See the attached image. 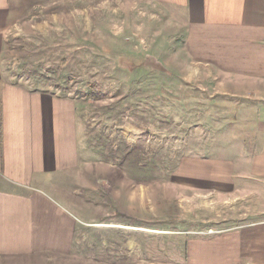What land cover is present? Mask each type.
Wrapping results in <instances>:
<instances>
[{
	"label": "rangeland",
	"instance_id": "obj_1",
	"mask_svg": "<svg viewBox=\"0 0 264 264\" xmlns=\"http://www.w3.org/2000/svg\"><path fill=\"white\" fill-rule=\"evenodd\" d=\"M32 1L10 21L2 70L77 103L89 165L88 198L77 201H88L91 222L55 264H196L193 241L229 228L243 209L193 185L209 160L225 158L241 105L220 94L218 104L207 72L178 77L160 43L137 54L114 0Z\"/></svg>",
	"mask_w": 264,
	"mask_h": 264
},
{
	"label": "crops",
	"instance_id": "obj_2",
	"mask_svg": "<svg viewBox=\"0 0 264 264\" xmlns=\"http://www.w3.org/2000/svg\"><path fill=\"white\" fill-rule=\"evenodd\" d=\"M28 2L0 0V264L63 262L91 222L88 201H77L89 192L77 103L11 82L2 70L10 21ZM114 2L128 13L119 29L137 54L160 43L178 77L207 72L216 102L225 95L226 105H241L220 148L225 158L209 160L208 176L196 172L193 185L243 209L229 228L193 241L195 263L264 264V0Z\"/></svg>",
	"mask_w": 264,
	"mask_h": 264
}]
</instances>
